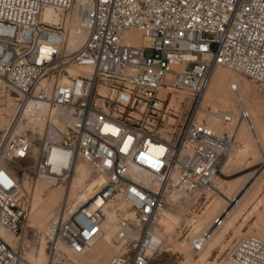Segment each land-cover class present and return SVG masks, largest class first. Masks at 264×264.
<instances>
[{
	"label": "built area",
	"instance_id": "2783aa9c",
	"mask_svg": "<svg viewBox=\"0 0 264 264\" xmlns=\"http://www.w3.org/2000/svg\"><path fill=\"white\" fill-rule=\"evenodd\" d=\"M48 7L58 20L45 18ZM68 20L81 31L75 49ZM218 67L264 83V0H0V86L19 98L11 133L0 129V264H31L20 240L25 180L70 188L79 161L101 186L75 209L62 203L40 264H75L72 254L107 233L115 252L105 264H148L163 249L161 218L197 209L242 146L239 126L261 143L237 84V112L209 120ZM209 237L195 236L192 250ZM227 259L264 264V238L238 237Z\"/></svg>",
	"mask_w": 264,
	"mask_h": 264
},
{
	"label": "bare ground",
	"instance_id": "6f19581e",
	"mask_svg": "<svg viewBox=\"0 0 264 264\" xmlns=\"http://www.w3.org/2000/svg\"><path fill=\"white\" fill-rule=\"evenodd\" d=\"M45 18L58 20V14L54 11V9L48 7L45 11ZM67 23L69 28L67 45L70 49H75L81 42V31L79 30L80 27L71 26L70 20H68ZM72 71L73 73H76L77 69H73ZM227 73L228 75L224 83H218L217 85L213 86L212 94L223 92L224 87L227 86L231 88L232 84L237 81L236 77H234L231 71ZM66 80L67 78H65L63 82ZM240 94L243 96L242 93ZM217 96L222 105L229 104L230 98L227 94ZM13 98V95L8 92V98L1 99L2 105H0V120L2 123L7 124L5 129L7 131L6 135L12 131L11 119L9 121L6 114L10 113V116L12 117V114L16 111L17 107L14 105L15 102ZM243 99L248 103L244 96ZM6 101H8V103L4 104ZM220 110L237 112V109L234 111L227 108H218L213 104L212 109L209 111V117L212 118L209 120L216 122L218 118L217 113ZM242 127H245L249 133H251L254 139L253 131H251L245 123H242L239 126V139L242 141L240 136ZM255 133L262 141V155L264 157V128L257 130L255 127ZM236 149L238 150V148ZM236 149H232L226 154L224 163L221 169L218 171L216 179L214 180L215 183L217 178L221 176L223 178V185L226 189H219V187L216 188V186H214V192L217 195L211 196V198L205 201L203 205L204 210L202 213L198 214V217L195 216L189 220L191 221V224H194L192 231L193 234L198 233L203 229L210 230L209 239L199 251L195 252L192 250V240L200 233L194 235L191 242H188L187 240L176 241L172 238L173 228L175 225L179 224V218H181V216L178 217L179 215L176 216V211L167 210L160 220L162 232L165 235V240H167L166 249L164 250L185 254L188 262L187 264H218L216 259H211L213 251L217 246H220L221 250L223 248L226 249L229 247V245L233 244L235 239H237L239 236L241 237L247 235L248 233L244 231V226L249 218L254 215V213H257V218L253 224L257 228L264 231V165L259 167L255 174L251 173L250 178L248 177L246 179V183H250L252 180L254 181L251 183L250 187L246 188V192L244 191L243 193L242 185L244 184L241 185L237 178H228V175H224V172L222 171L224 165L230 163L232 160L238 164L244 161L251 151L250 146L247 143L244 144V139L238 153L234 156L231 153ZM91 170L92 169L86 162L79 161L73 173L71 187H66V189H63L59 186L53 187L51 190H49V194L47 196H44V192L42 190L44 187L51 185V183L46 179L38 178L33 187L32 202L29 207L28 220L30 221V225L37 223L40 227H45L44 229H46V223L56 212H58L62 203L66 199L69 200L70 204L73 205V208L75 209L78 204L84 203V201L91 197L93 191L99 188L102 183V179L99 177L96 179L91 178ZM261 176L263 178L258 180ZM214 183L210 184V186H213ZM24 184V188L27 189L30 194L31 185L29 184V181L26 179ZM210 186L205 193H207V191L210 189ZM20 192L22 198L26 201L25 190L23 187L20 189ZM260 194L263 195L260 197ZM260 207L263 209L260 212H257ZM217 211L223 213L222 216L224 219L219 226L215 227V225L210 224V219ZM205 212L206 215L202 217V214ZM1 232L5 235V237H7V239L12 238L11 235H9L4 229H1ZM228 233L229 236L225 238L226 234ZM46 242V237L42 236L40 245L37 248L33 247L31 250L26 251L25 259L31 264H40L44 262L47 258ZM113 248L114 245L111 240V233H107L95 247L90 248L87 252L72 254L71 258L75 264H105L114 254L115 250L112 251ZM225 264H230L228 259L227 263Z\"/></svg>",
	"mask_w": 264,
	"mask_h": 264
},
{
	"label": "rangeland",
	"instance_id": "374dc122",
	"mask_svg": "<svg viewBox=\"0 0 264 264\" xmlns=\"http://www.w3.org/2000/svg\"><path fill=\"white\" fill-rule=\"evenodd\" d=\"M231 71L234 77H236L237 81L233 84H237L240 88L241 93L247 99L249 108H251V115L253 116L252 119L254 120L255 127L257 130L263 129L264 128V83L255 81L243 74L234 72L228 68L225 67H218L212 75L211 82L206 90L205 93V107L209 109V111L212 109L213 104L216 105L218 108H227L231 110H236L237 109V103L235 99V93L231 90L229 86L224 87L223 92H217L215 94H212L213 92V86L217 85L218 83H224L227 75ZM211 85V86H210ZM227 94L230 98V102L227 105H222L218 96L217 95H225ZM14 98V105L17 106V97L13 96ZM2 98H8V91L3 87L0 86V105L1 99ZM11 100V99H10ZM12 101V100H11ZM8 101L4 102V104H7ZM13 105V103H12ZM14 114V113H13ZM12 114V115H13ZM210 114V113H209ZM7 119L10 121L11 116L10 113L6 114ZM210 116V115H209ZM212 116V115H211ZM212 117H209L211 119ZM7 120V121H8ZM8 121V122H9ZM6 125L1 122L0 120V129L5 130ZM246 127V126H245ZM242 127V130L240 131V136L242 138V141L244 139V144H248L250 146V153L247 155L246 159L239 164L236 163L234 160H232L230 163L224 165L222 171L224 172V175H228V178L231 179H238L239 183L242 185L243 193L244 191L246 192V188L250 187L251 183L254 181L252 180L250 183H246V179L251 176L252 174H255L257 172V169L261 166L264 165V157L262 155V141L260 139V144L255 143L251 133L245 128ZM239 151L234 150L231 154L235 156ZM257 156H256V155ZM254 156V157H253ZM91 178L96 179L98 176L94 173L93 170H91ZM263 177L261 176L258 180L262 179ZM222 177L219 176L217 178L216 182L214 183L213 186H210V189L207 191L206 195L203 196L197 205V209L191 213L188 212L187 209L185 208H180L176 211V216L180 217V222L179 224L175 225L172 231V238L176 241H181V240H187L188 242H191L192 237L198 233H201L205 231L206 229L201 230L198 233H192L194 224H191V221H189L192 217L197 216L199 213H202L204 210V203L207 199L211 198V196H215L214 192V186L216 188L219 187V189H226L223 185ZM37 178L35 176H30L27 181H29V184L31 185L30 187V194L25 189V184L23 185V189L25 190V198H26V212L25 215L22 219V234L20 237L21 243L27 245V251L31 250L33 247H38L40 245V240L42 238L44 228L40 227L37 223H33L30 225V221L28 220L29 218V207L32 202V193H33V187L36 182ZM221 180V181H220ZM61 187L63 189H66V185L64 183H58V184H51L43 188V194L44 196H47L49 194V190H51L53 187ZM213 187V188H211ZM264 188V186H263ZM45 190V191H44ZM32 191V192H31ZM210 192V193H209ZM264 193V191H263ZM263 194H260V197ZM263 208L260 207L257 212H260ZM57 213V212H56ZM55 213V214H56ZM54 214V215H55ZM220 212H216L213 217L210 219V224L213 222L214 218L219 215ZM53 215V216H54ZM206 215V212L202 214V217ZM52 216V217H53ZM51 217V218H52ZM50 218V219H51ZM257 218V213H254V215L249 218V220L245 223L244 226V231H246L248 234H254L257 236H260L264 238V231L257 228L253 222ZM49 219V218H48ZM49 219V221H50ZM49 221L46 223L48 224ZM242 221V220H240ZM240 223V222H239ZM167 235V234H166ZM229 236V233L226 234L225 238ZM240 237V236H239ZM224 238V239H225ZM112 240V239H111ZM225 242V241H224ZM166 243L167 240L164 241L163 249L153 255L148 264H187V259L185 257V254H180L179 252H173V251H167L164 250L166 249ZM114 251V248L112 249ZM211 259H216L218 264H225L227 263V248L222 249L220 246H217L216 249L213 251V255Z\"/></svg>",
	"mask_w": 264,
	"mask_h": 264
}]
</instances>
